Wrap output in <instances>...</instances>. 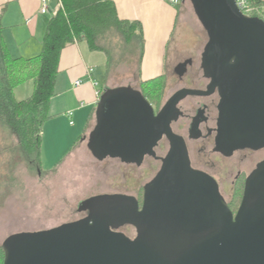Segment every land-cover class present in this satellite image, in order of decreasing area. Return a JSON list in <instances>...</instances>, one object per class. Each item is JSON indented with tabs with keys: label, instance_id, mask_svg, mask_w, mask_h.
I'll return each instance as SVG.
<instances>
[{
	"label": "water",
	"instance_id": "95a60500",
	"mask_svg": "<svg viewBox=\"0 0 264 264\" xmlns=\"http://www.w3.org/2000/svg\"><path fill=\"white\" fill-rule=\"evenodd\" d=\"M189 1L209 35L202 54L212 79L208 91L180 90L156 114L139 90L105 87L89 138L96 160L138 165L164 136L169 139L170 154L144 209L103 203L96 210L94 199L81 202L80 211L91 204L85 219L9 236L3 264H264V161L248 178L234 215L217 183L192 169L184 140L171 129L181 100L219 87V146L264 148V20L244 15L235 0ZM186 66L178 65L177 74L184 75ZM127 224L138 228L135 239L112 230ZM180 233L195 239L175 240Z\"/></svg>",
	"mask_w": 264,
	"mask_h": 264
},
{
	"label": "rangeland",
	"instance_id": "374dc122",
	"mask_svg": "<svg viewBox=\"0 0 264 264\" xmlns=\"http://www.w3.org/2000/svg\"><path fill=\"white\" fill-rule=\"evenodd\" d=\"M208 40L207 31L187 1L179 11L177 28L168 48L161 104L181 86L176 72L178 64L189 58L197 63ZM137 61L130 68H116L107 85L139 89ZM98 71L100 75L105 73L102 67ZM99 77L104 90L102 76ZM28 81L21 84L23 88L15 96L20 101L34 91ZM54 124V121L45 123L43 127L40 161L27 154L13 132L0 124V247L13 234L48 230L79 220L82 215L77 213V207L84 198L134 191L136 183L146 182L153 174L148 170L149 165L136 170L115 160L97 161L87 147L95 122L74 138L75 129L61 125L55 130Z\"/></svg>",
	"mask_w": 264,
	"mask_h": 264
},
{
	"label": "trees",
	"instance_id": "16d2710c",
	"mask_svg": "<svg viewBox=\"0 0 264 264\" xmlns=\"http://www.w3.org/2000/svg\"><path fill=\"white\" fill-rule=\"evenodd\" d=\"M60 1L61 8L47 26L42 51L32 59L11 56L1 24L5 8L0 16V124L6 125L15 135L19 146L38 161L41 158L43 127L53 118L50 109L56 96L61 56L67 47L86 43L91 52H102L107 56L105 87H109L107 83L116 68H130L137 59L139 89L136 90L157 107L161 106L167 77L163 75L142 81L140 73L145 49L143 26L139 22L121 20L113 0ZM187 1L177 7L181 9ZM28 80L34 81V91L27 99L19 101L15 91ZM3 263L4 251L1 246L0 264Z\"/></svg>",
	"mask_w": 264,
	"mask_h": 264
},
{
	"label": "crops",
	"instance_id": "0c3cea01",
	"mask_svg": "<svg viewBox=\"0 0 264 264\" xmlns=\"http://www.w3.org/2000/svg\"><path fill=\"white\" fill-rule=\"evenodd\" d=\"M113 2L121 20L139 22L143 26L145 49L140 73L142 81L166 75L168 48L177 28L180 9L168 0ZM3 8L5 10L1 16ZM60 8V0H49V13L43 15L41 0H0L3 35L13 58L28 60L41 53L47 26ZM106 63L107 59L102 52H91L86 43L71 45L63 51L56 96L50 109L53 118L47 122L54 121L55 130L60 129L61 125L70 130L75 129L76 133L72 134L74 138L81 132L84 134L92 122L96 124L99 93L103 91L99 76H102L104 84ZM99 67L105 69L102 75L99 74ZM28 82H31V89H34V81ZM76 82H80V86H75ZM22 88L23 85L16 89L15 96ZM69 112H73L72 117Z\"/></svg>",
	"mask_w": 264,
	"mask_h": 264
},
{
	"label": "flooded vegetation",
	"instance_id": "af4514ba",
	"mask_svg": "<svg viewBox=\"0 0 264 264\" xmlns=\"http://www.w3.org/2000/svg\"><path fill=\"white\" fill-rule=\"evenodd\" d=\"M185 61L186 62L181 64L187 63L185 68L186 73L184 75H178V81L181 86L167 96L161 104L162 106L157 107L151 104L156 114H158L180 90L190 89L206 92L211 86L212 79L208 78L205 74L202 55L197 63L193 58H189ZM222 99L219 87L209 96L185 97L177 106L178 115L172 121L171 129L175 135L184 140L192 169L208 175L217 183L220 194L226 201L230 210L236 215L244 198L248 178L257 169L259 164L264 161V148L254 150L234 149L232 147L221 148L219 146L218 139L220 137L223 118L220 108ZM243 103L245 105V98ZM89 138L90 135L88 137L87 147L89 145ZM170 151L171 142L164 136L153 149L152 154L145 157L141 165L137 163L128 164L119 159H115V161L131 166L136 170L142 169L145 165H149L148 170L153 172V174L146 182L140 185L136 183L134 191L94 194L84 198L79 202L77 207V213L82 215L79 220L85 219L90 215L89 209L91 206V204L86 205L84 209L87 210L80 211V203L93 199L95 200L94 207L96 210L103 203H112L116 206L121 205L120 208L133 211L138 210L141 212L144 209L146 194L158 181ZM117 195L124 196L127 200L117 198L111 199V196ZM130 229L133 233L129 231ZM112 230L114 232L123 233L131 239H135L138 234V228L128 224L114 226ZM174 239H179L180 241L191 240L195 239V236H187L186 234L180 233Z\"/></svg>",
	"mask_w": 264,
	"mask_h": 264
},
{
	"label": "built area",
	"instance_id": "2783aa9c",
	"mask_svg": "<svg viewBox=\"0 0 264 264\" xmlns=\"http://www.w3.org/2000/svg\"><path fill=\"white\" fill-rule=\"evenodd\" d=\"M168 2L177 7L182 4L183 0H168ZM239 10L249 17H256L264 20V0H235ZM49 13V0H41V14ZM92 72V70H90ZM80 82H76L75 86H80ZM98 86V83L94 84ZM100 96V93H99ZM69 116H73V112H69ZM73 124V122H71Z\"/></svg>",
	"mask_w": 264,
	"mask_h": 264
}]
</instances>
